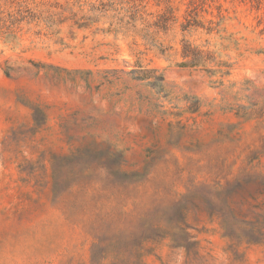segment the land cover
I'll use <instances>...</instances> for the list:
<instances>
[{"label":"rangeland","instance_id":"obj_1","mask_svg":"<svg viewBox=\"0 0 264 264\" xmlns=\"http://www.w3.org/2000/svg\"><path fill=\"white\" fill-rule=\"evenodd\" d=\"M0 5L16 18L0 38V264H93L117 236L129 254L138 214L184 196L198 244L156 238L146 264H264V239L212 215L227 199L264 218V0ZM185 41L206 67L181 65Z\"/></svg>","mask_w":264,"mask_h":264},{"label":"trees","instance_id":"obj_2","mask_svg":"<svg viewBox=\"0 0 264 264\" xmlns=\"http://www.w3.org/2000/svg\"><path fill=\"white\" fill-rule=\"evenodd\" d=\"M14 17L13 11L5 10L0 5V38H5L7 41L16 38V29L14 28L16 18ZM207 54V51L185 41L183 44L185 61L181 65L206 67L208 64ZM139 68L131 72L137 74L136 79H152L147 83L148 85L157 87L159 92L165 91L163 84L165 76L163 73L157 74L158 69H147L141 65ZM6 73L9 75L8 71ZM190 109L198 111L199 106L190 107ZM120 166L121 164L117 165L118 170ZM137 175L138 173H132L128 176V181H133ZM227 190V194H231L233 188L229 186ZM186 198L187 196H184L171 207H154L145 213H139V219L137 220L140 222L142 230L135 234L128 244L132 251L129 254L122 253L119 250L122 240L117 236L107 243L96 244L102 247L103 251L98 256L93 254V264H119L121 259L125 260L127 264H146L144 261V244L156 238H170L174 248L192 250L198 244V241L190 232V225L187 222ZM214 209H212V215L219 219L225 237L235 238L239 242L262 243L264 239V218L257 217L255 220H247L228 204L227 199H225L223 207L218 208V210Z\"/></svg>","mask_w":264,"mask_h":264}]
</instances>
